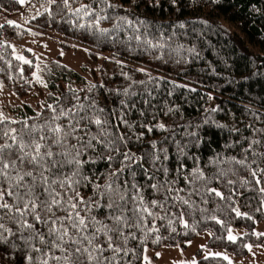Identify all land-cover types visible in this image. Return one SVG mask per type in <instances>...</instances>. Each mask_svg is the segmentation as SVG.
<instances>
[{
    "label": "trees",
    "instance_id": "trees-1",
    "mask_svg": "<svg viewBox=\"0 0 264 264\" xmlns=\"http://www.w3.org/2000/svg\"><path fill=\"white\" fill-rule=\"evenodd\" d=\"M82 5H89L93 15H73ZM19 9L18 0H0V12L13 13ZM97 16L108 18L100 20L97 26ZM127 20L132 21L131 26ZM140 20L146 23L141 24ZM81 24L84 27H80ZM181 24L184 27H180ZM30 29L55 33L90 50L93 58L96 53L106 58L98 72H91L90 81L58 61L43 65L47 87L43 106L40 111L27 107L26 113L15 119L21 123L11 127L20 128L23 122L28 125L43 123L53 115L49 105L58 111L61 107L83 105L77 116L108 120L113 125L111 131L118 130L128 139L126 146L121 145V153L131 151L139 156L153 151L154 142L157 149H167L168 159L165 160L164 153L160 152L156 165L168 169L166 176L141 162L150 174L176 183L171 185L173 191L167 194V211L153 209L166 218H148L149 227L154 224L159 232L145 239L141 231L132 230L137 239L129 241L128 246L136 249L138 257L133 264H143L145 249H183L187 242L204 231L211 235L208 247L223 248L236 257L247 255L246 245L264 248V238L252 232L255 225L264 222L261 203L264 194L257 190L264 183L256 185L249 172L239 165L217 162L218 158L224 161L232 156L240 158L241 149L247 147L248 142H235L241 134L253 135L248 125L264 129V0H175V3L173 0H107L106 4L71 0L70 8H64L62 0H57L29 20L25 27H0V86L4 84L19 97L27 96L36 88L35 64L34 60L22 63L13 55L11 45L23 40ZM101 30H107V35ZM136 36L140 40L135 39ZM121 117L132 127L122 124ZM58 123L66 124L68 119L62 117ZM160 124L167 130L160 129ZM81 126L91 129L92 133L97 131L94 123L81 121ZM148 127L152 128L151 132ZM234 127L241 132H230ZM256 135L259 138V134ZM227 144L235 146L225 147ZM179 146H183L182 151ZM259 150L264 152V148ZM100 151L97 145L96 152L89 150L88 156L95 157ZM109 154L114 157L111 167L106 160L84 166V172L95 183L105 185L110 174L121 167L122 156L104 153L105 156ZM181 164L184 167L177 172ZM143 168L133 164L125 169L119 177L120 183L133 182L131 171L134 170L135 182L144 186L145 199L162 200L165 193H153L147 188L149 183L156 181H149ZM194 169L202 170L205 178L193 181L190 173ZM222 169H233L235 174L228 171L227 175L219 176ZM229 179L235 183L228 184ZM244 180L250 183L243 184ZM208 189H216L226 198L221 199ZM79 191L85 200L96 196L93 183L81 186ZM174 197H182L189 204ZM234 209L242 215L237 216ZM105 211L100 208L92 214L104 219ZM180 213H183L182 220ZM184 223L188 227H184ZM9 227L15 230V225L9 224ZM230 227L242 228L246 233L235 242L228 241L226 234ZM157 236L160 239L154 242ZM29 255L38 256V253L15 236L0 243V261L4 264H29ZM127 259L132 260L131 255ZM199 264L227 263L221 258L209 257L199 259Z\"/></svg>",
    "mask_w": 264,
    "mask_h": 264
},
{
    "label": "snow or ice",
    "instance_id": "snow-or-ice-1",
    "mask_svg": "<svg viewBox=\"0 0 264 264\" xmlns=\"http://www.w3.org/2000/svg\"><path fill=\"white\" fill-rule=\"evenodd\" d=\"M18 2L22 4L24 0H18ZM56 2L57 0H49L51 4ZM93 2L106 4L107 0H93ZM62 5L64 8H70L71 0H62ZM81 13L84 16L93 15V10L89 5H82L73 12V15ZM107 18V16H97L95 24L98 26L100 20ZM126 23L129 26L132 25L131 20H127ZM139 23L146 22L140 20ZM80 27L84 25L81 24ZM180 27L184 25L181 24ZM101 31L102 34L107 35V30ZM135 39L140 40V37L136 36ZM145 43L151 44L150 41ZM155 46L163 47V45ZM18 59L24 60L23 57ZM24 63H30V61L24 60ZM37 79L39 80V77ZM125 94H128L127 90ZM148 95L151 96V93L149 92ZM144 102L149 103L148 100ZM48 107L53 113L49 119L41 124L33 125L23 122L20 128L10 125L21 122L9 120L0 113V243H5L9 237L15 236L25 244L31 245L38 256L29 255L27 257L29 264H133V260L138 257L136 249L128 246L129 241L137 239L132 230L141 231L145 239L151 233L159 232L154 224L149 227L148 218L152 220L166 218L153 209L167 211L165 207L169 200L167 194L173 191L171 185L176 183L175 180L161 179L155 174H150L147 168H143L141 162L148 163L154 172H162L166 176L168 169L156 167V165L160 161L158 153H164V159H168L167 149H157L154 142L151 145L153 149L151 152H145L139 156L131 151L121 153L120 147L126 146L128 139L118 130L111 131L113 125L108 120L77 116V111L82 110L83 105L61 107L59 111L52 105ZM62 117L68 119V123H58ZM120 120L122 124L132 127L122 117ZM81 121H86L87 124L94 123L97 131L92 133L91 129L82 127ZM158 127L167 130L163 124ZM218 127L223 128L224 125H218ZM247 127L252 129L253 135L245 137L241 134L240 139L235 142V144H242L245 140L248 142L247 147L241 149L240 158L232 156L227 161L218 158L217 162L239 165L240 169L249 172L256 185H261L264 183V167H261L264 164V152L259 149L264 148V129H257L252 125ZM147 130L151 132L152 128L148 127ZM229 131L241 132L235 127ZM140 135L142 136V133ZM235 144H227L225 147H234ZM97 145L101 147V151L95 157L88 156L89 150L96 152ZM179 147L182 151L183 146ZM105 152L117 153L122 156V159L119 161L121 167L110 174L109 182L101 185L92 181L83 169L86 164H95L98 160H106L111 167L114 157L110 154L105 156ZM133 164H139L143 168V174L149 181H156L149 183L147 188L153 193H165L162 200L145 199L144 186L135 182L134 170L131 171L133 182L125 180L120 183L119 177ZM252 165L256 167L252 168ZM183 167L182 164L179 165L176 171L179 172ZM228 171L235 174L233 169H222L218 175L225 176ZM190 175L193 181L205 178L200 169H194ZM111 177L116 179L113 180ZM184 179L188 181V175H185ZM88 183L94 184L96 196L85 200L80 195L79 188ZM227 183L235 182L229 179ZM242 183L250 182L244 180ZM257 190L264 194V186ZM176 191H183V189H176ZM208 192L215 193L221 199L226 198L216 189H208ZM177 198L183 204H189V201L182 197L173 199ZM230 198L229 196L228 199ZM261 203L264 205V200ZM100 208L106 210L104 219H98L92 214ZM234 211L237 216L242 215L238 209ZM182 217L183 213H180L181 220ZM248 219L251 217L249 216ZM171 223L172 221L169 220V224ZM217 223L221 222L217 221ZM9 224L15 225V230L9 227ZM184 227H188L187 223H184ZM172 231L175 229L173 228ZM255 235L259 237L264 233ZM159 239L157 236L154 242H158ZM227 239L232 242L236 240V237L231 234V229L228 230ZM37 243L40 246H36ZM140 243H143V240ZM13 244L15 245V242ZM246 247L251 250L252 246L246 245ZM57 253L60 254L57 255ZM130 255L132 260L127 259ZM223 259L227 260L228 257L224 256ZM143 264H151L146 255L143 256Z\"/></svg>",
    "mask_w": 264,
    "mask_h": 264
},
{
    "label": "rangeland",
    "instance_id": "rangeland-1",
    "mask_svg": "<svg viewBox=\"0 0 264 264\" xmlns=\"http://www.w3.org/2000/svg\"><path fill=\"white\" fill-rule=\"evenodd\" d=\"M50 4L49 0H24V3H20V9L18 11L13 13L0 12V27L3 25L25 27L29 20L47 9ZM11 47L13 55L17 59L18 57H23L24 60L30 61V63L34 60L35 70L33 72V81L36 88L29 92L27 96L19 97L11 92V89H7L4 84H1L0 113H3L9 120L20 118L26 113L27 107L40 111L47 93L46 83L43 78V65L52 61H58L68 69L82 74L84 78L90 81L92 79L91 72H98L101 62L106 58L102 53H96L95 58H93V53L84 47L64 40L55 33L36 31L33 29L29 30L28 35L23 40L13 42ZM19 60L24 63V60ZM37 77H39V80ZM229 229H231V234L236 237V240L246 233L242 228L230 227ZM252 232L254 235L256 233H264V222L255 225ZM210 236L208 231H204L187 242L183 249L162 248L157 251L147 250L144 252V255L149 259L152 255L157 257V261H151V264H199V259L201 258L217 257L223 259L224 256L228 257L227 260L223 259L227 264H229V261H231V264H264V248L252 246L251 250H249L246 247L248 251L247 255L244 257H236L223 248L208 247L207 244ZM227 237L228 232L226 239ZM259 237L264 238V235ZM166 251H175L177 256L170 259L165 254ZM157 253H159V256H157ZM216 253L220 255L217 256L215 255ZM0 264L4 263L0 261Z\"/></svg>",
    "mask_w": 264,
    "mask_h": 264
},
{
    "label": "crops",
    "instance_id": "crops-1",
    "mask_svg": "<svg viewBox=\"0 0 264 264\" xmlns=\"http://www.w3.org/2000/svg\"><path fill=\"white\" fill-rule=\"evenodd\" d=\"M166 250H168V249H166ZM155 251H157V250H155ZM165 254L168 255L170 257V259H172L173 257L177 256L176 255L177 253H175V251H166ZM156 258L157 257L155 255L154 256L152 255V257L150 258V261H157Z\"/></svg>",
    "mask_w": 264,
    "mask_h": 264
}]
</instances>
